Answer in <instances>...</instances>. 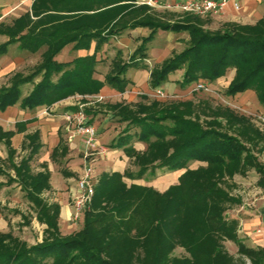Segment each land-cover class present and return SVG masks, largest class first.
I'll use <instances>...</instances> for the list:
<instances>
[{"label": "trees", "instance_id": "16d2710c", "mask_svg": "<svg viewBox=\"0 0 264 264\" xmlns=\"http://www.w3.org/2000/svg\"><path fill=\"white\" fill-rule=\"evenodd\" d=\"M73 1L76 2L68 11L80 23L57 26L50 32L15 31L7 42L0 44V55L12 43L20 42L29 51H37L44 43L48 45L44 60L33 72L18 74L10 86L0 88V110L18 103L29 109L50 107L76 94H98L106 84L124 92L134 85L128 72L142 66L140 61L148 57V43L159 28L187 31L190 40L184 50L151 71L152 89L160 87L179 70H184L180 80L184 86L198 82L213 84L226 77L230 70L235 74L226 93L236 96L253 90L264 107V17L255 25L226 22L223 32L205 29L202 18L193 13H188L184 21L174 23L157 22L147 14L146 19L118 27L113 26L117 18L109 19L108 24H101L100 20L103 14L109 17L110 7L119 5L117 9H127L129 5L119 4L123 0H57L52 7ZM142 25H151L154 31L143 38L130 60H119L122 50H118L112 62L114 69L106 74L105 80L95 76L97 65L102 62L97 57L98 49L96 56L67 62L56 59L69 43L83 42L88 47L94 39L104 42L126 29ZM38 76L41 79L36 81ZM27 83H32L33 88L24 96L21 87ZM222 112L233 116L229 106ZM186 115L183 110L176 111L165 105L156 114L114 115L117 121L127 125L110 147L135 157L138 168L133 176L142 178L149 171L165 168H186V171L179 183L164 193L153 186H128L124 177L132 176L130 171L102 174L83 213L82 228L69 234L62 231L59 204L49 203L42 196L43 190L50 187V173H34L30 167L40 147L33 138L30 154L19 164L12 163L15 177L1 167L0 175L6 174L9 184L21 186L38 220L46 226L44 239L28 246L25 241L0 230V264H237L225 246L228 240L237 244L239 253L252 264H264V246L247 245V237L240 233L238 218L227 214L228 204L237 200L220 186L224 175H233L246 167L255 168L264 179V162L248 146H258L257 140L263 139H258L260 135L250 123L238 126L235 134H231L227 129L234 128L233 122L224 129L218 120L206 126ZM1 134L12 159L16 154L10 142L12 133L2 131ZM134 142L146 149L140 151ZM143 193L149 195L134 199ZM177 247L184 248L188 255H175Z\"/></svg>", "mask_w": 264, "mask_h": 264}, {"label": "rangeland", "instance_id": "374dc122", "mask_svg": "<svg viewBox=\"0 0 264 264\" xmlns=\"http://www.w3.org/2000/svg\"><path fill=\"white\" fill-rule=\"evenodd\" d=\"M14 1L15 0H0V12L2 11L3 6H5L6 4L14 3ZM21 1L19 0L18 2ZM28 1L29 0H25V2L22 5L24 6L27 5ZM56 1L57 0H32L31 6L27 8L25 7L26 11H24V9H21V7L12 10V8L15 6L14 4L12 7L9 8V11H13V12L7 15L5 19L0 20V34H2V36L5 37V39L7 38L10 39L11 37L10 34H12L15 31L21 32L23 29H25V31L28 30L32 33L50 32L57 26H63V25L72 26L74 24H78L81 22V21H74L75 19L73 18L74 15L72 11H68L69 8L72 9V6L70 5L74 4L76 1H73L70 4H62L59 7H54V6L52 7V3ZM142 1L144 0L140 1L141 4H136V1L133 3L130 2L127 3L125 5V6L129 5L127 9L122 8L119 10L116 8L119 5L110 7L109 9H107L108 11L107 13L109 17L103 14V16H101L100 23L106 24L107 22L108 24L109 19L117 18L118 21L115 22L114 20L113 26L120 27L121 25L133 22L134 20L146 19L144 17L147 14H151V16L154 18V21L174 23V22L184 21L189 13L179 9L166 7V5L174 4L175 0H158L161 6H156V7L150 6L148 4L144 5ZM200 17L202 18V24L204 28L207 30H211L212 32L225 31L224 24L226 22H231V21L225 22L221 14H216V15L210 14L207 16H200ZM258 22L259 20L256 23L250 25H255ZM239 24H243V23H239ZM129 29L130 30L127 33V37L130 38L131 45L138 43L140 45L143 38L151 35V33L154 31V27L151 25H142L138 27H132ZM162 32L171 34V38L178 36L179 40L182 42L176 44V49L170 57L184 50L187 46V42L190 40V35L189 32L187 31H181V32L166 31L159 28L154 32V35L151 39V40L154 39V42L151 43V46L153 48L160 47V44L163 40L162 39L159 40V35ZM110 41L113 42L114 44H117V42L113 38ZM96 43H97V47L94 48V45L96 46ZM70 46H71L70 44L65 45L61 49L60 53L57 55L56 59L65 61V60H74L78 57H84L92 54L93 55L95 54L96 56V49H98V51H101L102 43L94 39L92 40L90 46L88 47L83 42H80L78 44L74 43V47L71 49L69 48ZM47 47L48 45L44 43L42 44V46L39 47L37 51H29L26 49L22 51L20 49L21 51H19V54H22V57H24L21 60H38V64L36 65L38 66L40 64L39 62L40 61L42 62L44 60V54ZM114 48L115 46L113 47L110 46L107 51L102 53L100 52L97 53V57L102 58L101 61L103 62L105 61V64L102 65L103 72L107 70L109 67L107 74L114 69V65L112 64V62L114 58L117 56V52H118L117 49L114 51L113 50ZM9 49L11 52L10 56H13L14 53L13 51L16 50H14V47H9ZM134 51L133 52L130 50L129 51L127 50L125 52L122 51L121 56H119V60H123V61L130 60ZM65 52L67 54H65ZM12 58L10 57L9 60H11ZM4 59L5 58L1 60ZM154 61L156 62L158 60L155 59ZM140 62L142 66L147 67V68L139 67L140 69H146V70L150 69V71H152L154 68L160 66V64L150 65L149 63H146V61L144 60L143 61L141 60ZM151 62L152 64L155 63L153 61ZM98 66L99 64L97 65V67ZM35 67L27 68L26 72L24 73L27 74L33 72L36 69ZM229 71H227L226 77L219 79L217 82L213 84L207 83L211 87L210 91L195 90L194 86L196 83L189 86H184L180 82L178 83L177 82L178 79L176 78H181L184 72V70H179L172 73L170 78L160 86L161 92H163L164 95H161V93L157 92L159 89L156 92H152V91L145 92L141 90L137 91V89H135L134 92L135 94H137V96L133 97L132 99L129 98L122 99V101L116 103L112 102L111 99L109 98H105V96H103V98H100L99 96H93V95H81L80 99L82 100L80 101L81 103L79 104V106H82V109L89 116L90 120H92L91 115H93L96 111H103L105 114L107 113L113 115L125 113L130 116H143L148 114H156V111L159 110L161 106L165 105L176 111L183 110L184 113L187 114L186 115L187 117L192 118L194 120H198L201 124L206 126L212 123L211 121L215 119L221 122V124L224 125L222 127L226 129L229 127L228 123L233 122L232 125L234 128L229 127L227 129V131L231 134H235L234 130H236L238 126L240 128L244 124L250 123V126H252L256 131H258V134L260 135L258 139L261 138L263 140L261 141L257 140L258 146H255L253 144H248V146L251 147L254 151V154L258 156L262 162H264V121L259 117L260 115L264 114V107L253 90H247V92L248 91L250 92L246 94L239 93L238 96L237 95L232 96L226 93L231 76H234L235 74V71L234 74L233 71L232 72ZM132 72L135 71L133 70ZM135 76L136 78L138 77V79H140L141 77V75H139V73L137 72L135 73ZM133 86L134 85H130L122 93L133 91ZM140 88H142V86ZM226 106L232 108L233 116L231 115V117H229L226 115L227 113L222 112L225 111ZM241 117L245 119H239ZM94 119H93V124H94ZM218 121L215 123V125L218 123ZM98 123L99 122L95 123L94 125L97 131L100 132V128H99L100 126ZM120 123L121 126H119ZM126 125H127L126 122H120L116 120L110 122V124L106 125L105 131L102 132V134L99 133V143L110 145L111 143H113V140L116 137H118L120 130L123 129ZM134 144L136 146L135 142ZM145 149L146 148L143 147L139 150L143 152ZM98 154L100 153H97L93 156L95 159L97 158V160L91 163L94 174L97 171L101 172V174L95 175L96 177H94L95 185H97L102 174L104 173L110 174L115 172L112 171L111 169H110L111 171L108 170L103 172L102 167H104L107 163L105 162L103 157L99 156ZM125 156L127 158V162H126L127 167L125 171L132 172V176L124 177V181L128 184V186H131L132 184L153 186L157 191L164 193L172 185L178 184L181 176L186 171V168L177 169V170H169L166 168L157 169L155 172L153 171L147 172L144 175V177L140 178L137 176H133L134 174H137L136 169L138 168L135 157H129L127 156L126 153ZM0 164H4L6 169L5 171L6 174H8V172L14 174L13 170H11L10 168L11 167L10 164L7 161L4 162L0 160ZM84 166H85V161H84ZM105 168L108 169L107 167ZM125 171L122 173H125ZM174 173L176 175H172ZM6 174H2V176H0V179L8 181V176ZM1 184L2 182H0V188H2ZM220 186L224 188V190L229 192L237 200L234 203L228 204L229 206V209L227 211L228 216L236 217L235 211L239 210L241 207L251 209L249 211L252 212L253 218H244V220L239 219V230L241 232L246 231V234L249 235V238L246 239L247 245L251 247H256V245L260 243L261 246H264V238L261 239L260 241L258 240L256 241L254 239L255 234L256 236H260L263 234L264 237V224L261 225L258 216L259 215L258 213L264 214V211H262L264 210V199L263 201L257 200V198L264 195V179L262 178L261 173L255 168H251V167H246L245 169H241V171H236L233 175L227 173L226 175H224L223 181L220 184ZM18 191H19L18 186H14V187H10L6 191H4V193H2L3 198L2 200H0V230L1 232L12 234V236L19 238L23 242L25 241L28 246H33L43 241L44 229L46 226L34 220V217L36 215L35 209L33 208L31 202H29L27 198ZM147 194L149 195V193H145V194L143 193L141 196L134 199L136 200V199L145 198L144 196ZM17 197H19V199ZM49 197L50 196L47 195L44 198L46 200L47 199L49 200ZM16 199H18L19 201ZM9 202L11 204H9ZM11 206H16V207H11ZM74 212L75 209L73 211V215ZM241 222H242V227H240ZM71 223L72 226L68 232L69 233L77 232L82 228L83 225L82 217L77 222L74 223L72 221ZM259 228H261L260 232H258ZM225 246L228 249V251L234 256V261L237 264H242V262H245L246 264H252V261L248 257L239 253L238 251L239 247L237 244L228 240L225 241ZM174 253L177 256L188 255L186 250L182 247H177Z\"/></svg>", "mask_w": 264, "mask_h": 264}, {"label": "crops", "instance_id": "0c3cea01", "mask_svg": "<svg viewBox=\"0 0 264 264\" xmlns=\"http://www.w3.org/2000/svg\"><path fill=\"white\" fill-rule=\"evenodd\" d=\"M15 0L14 3L6 4L2 7V11L0 12V20L5 19L7 15L11 14L13 11H9V8L12 7L14 4L15 6L12 8L21 7L26 11L25 7H30L32 4V0H29L27 5H22L25 0ZM141 0H136V4H141ZM187 0H175V3L185 2ZM129 1L123 0L121 4H127ZM238 2L240 5L239 9L235 8V3ZM10 3V2H9ZM11 10V9H10ZM15 16V15H14ZM223 20L231 21V22H238L243 24H254L258 20L264 17V1L263 0H229L227 8L221 14ZM130 29H126L113 37H110L108 40H105L102 43L100 53L105 52L109 49V47L115 46L113 49L114 51L117 49L125 51H134L138 44L131 45L130 38L127 37V33ZM114 39L117 44L111 42V39ZM162 39L163 41L160 44V47L153 48L151 43L154 42V39L151 40L148 44V57L145 58L144 61L149 63L150 65H161L165 59H168L172 53L176 49V44L180 43L179 37L171 38V34L168 33H161L159 35V40ZM9 39H5L2 34H0V44L7 42ZM97 41V40H96ZM74 43H69L71 46L70 49L74 47ZM182 43V42H181ZM158 44V41H157ZM156 44V45H157ZM9 47H14L13 56L11 55ZM97 47L94 45V48ZM76 48V47H75ZM153 48V49H152ZM23 51L24 49L21 47L20 42L10 44L7 47V51L0 56V88L10 86L12 79L14 76L21 74L27 75L29 73L26 72L27 68L35 67L38 64V60H21L22 54H19V51ZM15 54V56H14ZM17 54V55H16ZM65 54H67L65 52ZM21 55V56H20ZM5 56V57H3ZM10 57L15 60H9ZM5 58L4 60H1ZM101 60L102 58H98ZM158 61H154V60ZM62 61V60H59ZM71 60H65L63 62H67ZM155 62L152 64V62ZM41 63V61L39 62ZM103 64L105 61L100 62L99 66L97 67V72L95 76L101 80H105V76L108 72V69L103 72ZM140 68H147L145 66H141ZM140 68H133L128 72V76L133 80L134 86L133 91H128L126 93H122L115 88L111 87L110 85H105L99 94L93 96H105V98L111 99L112 102H120L122 99H132L133 97L137 96L135 94V89L137 91H152L156 92L158 89L161 90V87L156 88L155 90L150 87V69H140ZM106 69V68H105ZM135 72H132V71ZM139 73L141 75L140 79L136 78L135 73ZM31 73V72H30ZM134 73V74H133ZM41 77L36 78V81H39ZM178 79L177 82L179 83L181 78ZM232 79V78H231ZM230 79V80H231ZM230 83V81H229ZM142 84V85H141ZM142 88H140L141 86ZM33 88L32 83H27L21 87L23 91V95L26 96L30 93ZM250 91L243 92L244 94L249 93ZM80 94L73 95L66 99L56 102L50 107L47 106H39L34 109L24 108L20 105V103L16 105H12L7 107L5 110H0V160L4 162H8L10 164L11 170L13 173H9V175L15 177V170L12 166V163L19 164L23 157L30 154L32 150V139L35 138L37 143H39V149L34 153L32 160L30 162V167L34 173L38 172H49L50 173V180L49 184L50 187L44 189L42 192V196H50L49 203H57L60 206V225L62 231L65 234H69V230L72 226V216L74 211V196L77 193V183L81 175L84 171V161H85V154L86 148L84 144L83 137L78 135L74 131V127L70 124L64 117V114L73 110L79 109L80 101ZM238 96V95H237ZM95 118V119H94ZM91 119L94 124L99 122L100 132L98 134H102L105 131L106 125L110 124V122L115 121L116 118L113 114H105L103 111H96L93 115H91ZM117 121V120H116ZM93 123V122H92ZM121 126V123L119 124ZM11 132V147L13 150L16 151L15 156L10 159L8 148L4 142L3 135L1 132ZM104 148L102 152L98 154L99 156L103 157L105 162L107 163L103 168L104 171H120L124 172L127 167V158L125 156V152L123 150L112 149L108 144H101ZM138 149L145 147L141 143H136ZM143 146V147H142ZM97 160V158H96ZM95 160V161H96ZM111 162V164H110ZM0 167L6 171L4 164H0ZM107 167L108 169H106ZM111 169V170H110ZM9 171V170H8ZM102 172V173H103ZM179 172V171H178ZM101 174L100 171H97L94 174L99 175ZM158 175V174H156ZM172 175H176L175 173ZM2 176V175H0ZM2 182V188H0V200H2V193L9 189L10 187L18 186L19 191L21 194L25 196V193L21 190V186L17 183L9 184L7 181L0 179ZM26 197V196H25ZM19 199V197H17ZM13 199V198H12ZM16 199V200H18ZM264 195L257 198V200L263 201ZM28 200V199H27ZM19 201V200H18ZM29 201V200H28ZM30 202V201H29ZM260 202V201H259ZM9 204H11L9 202ZM32 204V203H31ZM33 206V204H32ZM16 207V206H11ZM34 208V206H33ZM250 208L241 207L239 210L235 211L236 217L238 220H244V218H253L252 212H250ZM257 211V209H256ZM260 211V209H259ZM264 211V210H262ZM258 213V211H257ZM259 214V215H258ZM259 220L261 225L264 224V214L258 213ZM38 223L42 224L38 218L37 214L34 217ZM43 225V224H42ZM240 227H242V222L240 223ZM243 231V230H242ZM261 231V228L258 229V232ZM68 232V233H67ZM241 234L245 235L247 239L249 235L246 234V231L241 232ZM255 240L260 241L263 239V234L260 236H254ZM256 246H261L258 243Z\"/></svg>", "mask_w": 264, "mask_h": 264}, {"label": "built area", "instance_id": "2783aa9c", "mask_svg": "<svg viewBox=\"0 0 264 264\" xmlns=\"http://www.w3.org/2000/svg\"><path fill=\"white\" fill-rule=\"evenodd\" d=\"M142 3L155 7L161 6L158 0H144ZM228 3L229 0H187L181 3L166 5V7L179 9L199 16H207L210 14H222L227 8ZM235 8H240L238 2L235 3ZM194 87L195 90H211V87L205 82H198ZM157 92L164 95L161 90ZM99 97L103 98V96ZM79 107L80 109L78 110H73L64 114L65 119L73 125L75 133L83 137L86 148L84 171L78 180L77 193L74 196L75 212L72 216L74 223L82 217L85 209L92 201L95 193V182L91 163L96 160L93 156L97 153H101L102 149H104L99 143V134L95 125L90 122V118L84 112L82 106ZM259 117L264 121V114Z\"/></svg>", "mask_w": 264, "mask_h": 264}]
</instances>
